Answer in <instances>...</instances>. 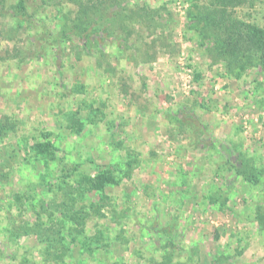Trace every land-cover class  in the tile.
I'll use <instances>...</instances> for the list:
<instances>
[{
  "label": "rangeland",
  "instance_id": "obj_1",
  "mask_svg": "<svg viewBox=\"0 0 264 264\" xmlns=\"http://www.w3.org/2000/svg\"><path fill=\"white\" fill-rule=\"evenodd\" d=\"M87 1L25 0L20 17L0 0V264H264V63L216 47L264 28V0H91L68 38ZM44 137L47 166L29 149ZM100 169L118 184L95 213L80 178Z\"/></svg>",
  "mask_w": 264,
  "mask_h": 264
},
{
  "label": "trees",
  "instance_id": "obj_2",
  "mask_svg": "<svg viewBox=\"0 0 264 264\" xmlns=\"http://www.w3.org/2000/svg\"><path fill=\"white\" fill-rule=\"evenodd\" d=\"M221 2H223L221 5H224V0H221ZM77 5L79 6L78 11H80V13L76 15L74 19L75 22L74 28L71 27L70 30L66 32L68 38L73 35L79 36L81 34L87 33L86 31L88 29L83 27L86 13L87 14L88 12H91L93 14L99 13L100 11L99 6H101L100 4L92 3L91 0L83 4L78 3ZM12 9L15 10L16 14L19 15L20 17H25L28 15L25 0H17V3L12 6ZM222 15H223V11L221 10L219 11V16ZM89 24L88 26L90 27ZM246 28H247L246 33L248 35L245 39H243L242 34L235 35L233 33V34H229V37L227 38V40H224L223 44H220L219 46L217 44L216 46L219 51V54L223 56V59L228 61V65L230 67L237 66L241 69L245 66L246 67L249 66L252 63L249 54L246 55L245 53H243L242 47L240 48L241 44H245L247 48L250 50H255L254 52L256 53V55L259 56L258 60H261V62L264 63V28H259L255 26H246ZM233 29H235L234 25L231 26L227 25V28L225 30L230 31ZM195 77H198V75ZM65 129L69 131L75 130L77 132L81 130V125L77 120H74L71 117L69 118L68 125L65 126ZM0 130H1V126H0ZM46 137H44V141L35 142L29 147L32 154V159L36 163L38 162L39 164L45 166H47L48 162L55 163L58 159L61 160L56 154L57 149L54 147L53 142L50 141L49 139L47 140ZM128 167H130V164H128ZM113 171L116 172V169H114ZM237 174L240 175L244 181H246L248 184L251 185L258 182V176L262 175L261 172L258 173L255 168H253L248 164L246 165L242 164L241 169L237 171ZM80 180H81L80 185L85 184L84 185L85 191L94 192L98 197L97 202L99 205L98 208H95V213L99 212L102 205L105 203V200H107V197L104 195V188L108 185L115 186L118 184L117 176L114 175L110 169H100L98 172L94 173L91 177L88 178L82 176ZM62 205L63 203L60 206ZM256 211H257L256 220L258 222V225L261 229H264V209L258 208ZM68 218L76 220L79 223H82L84 216L74 214L72 218L71 216H68ZM163 232L166 231L164 230ZM35 235H36V239H38L39 241H43L45 243L53 244V242H55L60 244L61 242V241L59 242L54 236L50 237L52 234L49 233L48 229H45L42 233L36 232ZM215 238H218L217 234ZM76 245H78V243ZM52 246L53 245H50L49 247ZM62 246L66 247V245L64 244ZM86 250L88 253H92L96 249H91L88 247ZM56 256L57 255H55L54 257ZM57 258L61 259V255L59 254ZM71 264H81V262L79 261L78 258L77 259L75 258Z\"/></svg>",
  "mask_w": 264,
  "mask_h": 264
}]
</instances>
